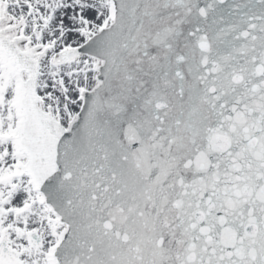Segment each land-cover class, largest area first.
Here are the masks:
<instances>
[{"label":"snow or ice","instance_id":"1","mask_svg":"<svg viewBox=\"0 0 264 264\" xmlns=\"http://www.w3.org/2000/svg\"><path fill=\"white\" fill-rule=\"evenodd\" d=\"M0 264H264V0H0Z\"/></svg>","mask_w":264,"mask_h":264}]
</instances>
